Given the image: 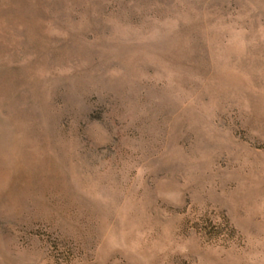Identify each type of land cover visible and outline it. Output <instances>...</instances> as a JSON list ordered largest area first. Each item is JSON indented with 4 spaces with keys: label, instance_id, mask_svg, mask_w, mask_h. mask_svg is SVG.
<instances>
[{
    "label": "rangeland",
    "instance_id": "obj_1",
    "mask_svg": "<svg viewBox=\"0 0 264 264\" xmlns=\"http://www.w3.org/2000/svg\"><path fill=\"white\" fill-rule=\"evenodd\" d=\"M0 264H264V0H0Z\"/></svg>",
    "mask_w": 264,
    "mask_h": 264
}]
</instances>
